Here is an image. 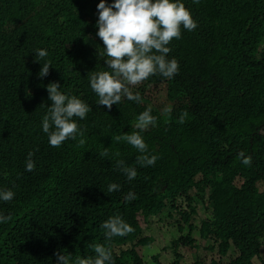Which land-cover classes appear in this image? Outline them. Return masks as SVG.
<instances>
[{"label": "trees", "instance_id": "16d2710c", "mask_svg": "<svg viewBox=\"0 0 264 264\" xmlns=\"http://www.w3.org/2000/svg\"><path fill=\"white\" fill-rule=\"evenodd\" d=\"M180 2L198 27L182 28L168 45L167 58L178 61L179 73L150 76L132 86L140 102L125 98L109 110L98 106L89 83L92 72L111 71L102 60L108 57L99 55V0H0V189L15 193L11 202L0 201V214L11 216L0 223V264H56L58 250L78 264L95 255V244L110 247L115 264H147L136 248L152 243L143 230L168 208L179 219L168 212L177 231L166 264H206L186 257L207 238L211 242L200 244L216 254L207 264H255L253 258L264 264V215L254 211L255 201L264 200L256 191L264 184V0ZM36 49L47 57L35 56ZM46 61L49 74L40 78ZM50 82L91 107L86 119L77 118L84 146L72 140L49 145L42 119L51 105ZM147 108L157 125L142 135L159 159L140 167L139 153L112 137L130 132ZM104 147L120 156L101 157ZM29 151L35 153L31 172L25 170ZM240 152L251 157L250 166L236 158ZM115 159L135 167L137 177L129 181ZM110 183L120 190L109 193ZM129 191L136 198L126 202ZM204 202L211 216L201 218L195 234L191 216ZM115 215L135 231L109 241L101 224Z\"/></svg>", "mask_w": 264, "mask_h": 264}, {"label": "clouds", "instance_id": "9594fccd", "mask_svg": "<svg viewBox=\"0 0 264 264\" xmlns=\"http://www.w3.org/2000/svg\"><path fill=\"white\" fill-rule=\"evenodd\" d=\"M193 2L199 3V0H193ZM96 8L98 13L96 36L104 45V51L99 55L108 57L102 60L111 70L94 71L89 77L90 87L98 96V106H105L111 110L113 105H117L125 98L140 102L142 97L139 92L132 91V86L141 84L153 75L172 79L179 73L178 61L175 58H167L171 52L168 45L173 38H181L182 28L194 31L198 27L184 3L180 0H113L112 3L99 0ZM34 53L41 59L48 55L44 49H36ZM50 66L49 61L43 63L37 74L38 77H46ZM60 89L58 82H50L46 85L51 105L46 107L47 113L42 119V131L47 135L48 143L52 147H60L67 140L77 141V146L82 147L86 139L77 118L86 119L91 107L77 96L67 95ZM164 111L170 112L171 109L166 108ZM185 117L186 113L181 114L177 122L185 123ZM156 125L157 117L152 114L151 108H147L135 117L130 132L114 135L112 140L132 146L139 153L136 163L140 167L154 166L159 157L149 152L142 134ZM34 154V151H29L27 154L26 171L35 170V161L32 159ZM99 155L101 157L111 155L112 158H116L120 156V153L118 151L110 153L109 147H104ZM236 158L245 166L251 165V157L243 152L238 153ZM115 167L129 181L134 180L138 175L137 169L126 165L122 159H115ZM258 184L257 193L264 194V188L260 190ZM119 190L120 185L117 183H110L107 187L109 193ZM14 197L15 193L10 188L0 189V201L11 202ZM135 198V194L129 191L124 199L130 202ZM262 198L263 196L254 203V211L257 215H264ZM10 220L11 216L0 214V223ZM101 228L109 241L113 237H124L135 231L120 215L109 217L101 224ZM93 249L95 255L80 259L78 264H115L110 247L95 244ZM53 255L56 257V264H72L69 253L65 254L58 250Z\"/></svg>", "mask_w": 264, "mask_h": 264}, {"label": "rangeland", "instance_id": "374dc122", "mask_svg": "<svg viewBox=\"0 0 264 264\" xmlns=\"http://www.w3.org/2000/svg\"><path fill=\"white\" fill-rule=\"evenodd\" d=\"M149 104H154L156 106H158L157 102L152 100ZM258 188L261 190L264 188L263 183H259L258 184ZM171 211V213L175 216L176 219H179V215L178 213L173 210V209H165L164 212L156 215V216H152L150 222H152V225L148 226L146 229H144V233L145 234H150L153 236V241L150 245L147 246H139L137 247V251L139 253V255L142 257L143 260H147V264H154L153 263V258L152 256L157 255V259L158 262L160 264H166L170 261L172 255L168 249V244L170 242V238L172 236L176 235V222H173L174 219L171 217H168V212ZM196 216H191V219L193 220V225L195 227V230L192 233H199V224H200V220L201 218H207L210 217V209L209 207L206 205V203H198L196 206ZM161 219V220H158ZM185 230L187 228V226H184ZM184 232V229H183ZM198 239V238H196ZM199 242L205 246L207 245L210 241L209 238L207 239H199ZM199 243L200 245V249L198 253H190L187 254L186 249L181 248V252L182 254H187L186 259L188 261H193V259L198 256L201 257L203 259L206 260V264L208 263V260L210 259V257H214L216 256L215 251L214 252H209L207 251L204 247H202V245ZM200 253V254H199ZM232 255V254H231ZM185 256L183 255V258ZM185 259V260H186ZM223 261H227V256L223 257ZM253 262L255 264H260L259 260L256 258H253Z\"/></svg>", "mask_w": 264, "mask_h": 264}]
</instances>
